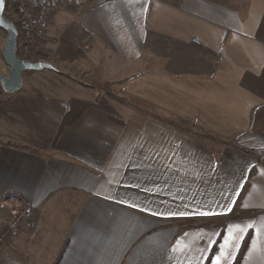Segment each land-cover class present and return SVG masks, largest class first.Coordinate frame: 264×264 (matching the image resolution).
<instances>
[{
	"label": "crops",
	"instance_id": "0c3cea01",
	"mask_svg": "<svg viewBox=\"0 0 264 264\" xmlns=\"http://www.w3.org/2000/svg\"><path fill=\"white\" fill-rule=\"evenodd\" d=\"M50 6L53 70L34 74L94 73L137 109L57 79L24 105L4 93L0 199L19 195L31 216L9 229L0 214V264H212L225 241L220 264H264V0Z\"/></svg>",
	"mask_w": 264,
	"mask_h": 264
},
{
	"label": "rangeland",
	"instance_id": "374dc122",
	"mask_svg": "<svg viewBox=\"0 0 264 264\" xmlns=\"http://www.w3.org/2000/svg\"><path fill=\"white\" fill-rule=\"evenodd\" d=\"M53 2V1H52ZM7 10L4 13V16L6 18H9V20H11L13 23H16L18 26V31L21 30V20L20 18L15 14L13 8L11 7V2L10 0H8V4H7ZM53 14L51 13V7L48 11L47 14V19H46V24H45V37L42 41L41 47L39 48V55L38 56H33L31 61H40L41 59H45L47 62H49V64H53V58H54V52L52 51L51 48H49L48 46H45L46 42H47V38L51 39V35L49 34V30H48V26H49V21H51V16ZM52 35L54 36V31H52ZM6 38L5 33L0 30V46H2V44L4 43ZM84 49V46L81 45L80 46V50ZM41 53V54H40ZM17 57L21 58V55L19 52H17ZM145 64V63H144ZM146 68H150V67H155L158 68L159 70H163L164 68L171 71H177V70H182L183 67H178V66H173V63L171 62V64H166L165 62H156V63H146L145 64ZM113 72V71H112ZM43 73V72H41ZM2 74V73H1ZM46 74H48L49 76H47ZM44 75L45 78H43L41 75H37L34 74V72H30L29 74H25L23 76V87L21 90H19V94L16 96L17 98V103L15 102V104H11L12 105H24L23 102L29 98V96L31 97L32 95L34 97H38V95L44 91V85L47 83L49 84V80H54L57 79L59 83L58 86H60L62 84L61 87L59 88H64V90L66 91V88H71L74 90V92H78L81 95H83V98L90 101V99H93L95 103H100L99 106L102 107L105 110H111L112 112H114V109H118V111H129L131 113H135L137 107H134L133 105H125L124 102H120L119 100L115 99V95L113 92L116 90V88L114 87L113 82H107V83H102V81L99 80V78H94V73L92 74V77H88L86 76V74H82L79 75L78 77H75L72 80H69V78H66L65 76H60L56 73L53 72H48ZM4 76H8V69H5V71L3 72ZM41 77V78H40ZM81 81L82 83H87V87L83 86L82 84H80ZM83 83V84H84ZM101 83V84H100ZM101 85V86H100ZM80 86V87H79ZM52 87V86H51ZM54 87V85H53ZM56 87V86H55ZM58 87L55 90V93L57 92V94H59L60 96L61 94V89H59ZM83 89V90H82ZM89 89V91L86 92V90ZM106 93H104V92ZM74 92L70 89H68L64 95H73ZM110 99L109 101L111 103H113L112 105H102L101 102H99V100L101 101L102 99ZM7 96L2 93L0 94V116H4L6 117V113H7V109H8V105H4L8 102ZM116 100V101H115ZM16 101V100H15ZM115 101V102H114ZM118 103L119 105H116L115 103ZM73 107V105H71ZM10 107V106H9ZM29 214H20L19 216L21 217V219L19 221L16 222V224L18 223H23L26 219H28L29 216H31V208L29 206ZM0 214L3 215V217H5L7 219L8 222H10V218H12L13 216H11L8 213L2 212L0 211ZM12 224L9 223V226H11ZM8 243L3 241L0 242V255L3 251H7L9 250Z\"/></svg>",
	"mask_w": 264,
	"mask_h": 264
},
{
	"label": "built area",
	"instance_id": "2783aa9c",
	"mask_svg": "<svg viewBox=\"0 0 264 264\" xmlns=\"http://www.w3.org/2000/svg\"><path fill=\"white\" fill-rule=\"evenodd\" d=\"M52 1L54 0H10L11 7L21 20V30L17 37V52L21 55L19 59L31 61L33 56L39 55L38 50L45 37V24ZM37 62L49 63L45 59ZM28 209L26 201L17 194L9 193L0 199V211L13 216L8 222L12 224L9 229H14V224L21 219L20 214H29Z\"/></svg>",
	"mask_w": 264,
	"mask_h": 264
},
{
	"label": "water",
	"instance_id": "95a60500",
	"mask_svg": "<svg viewBox=\"0 0 264 264\" xmlns=\"http://www.w3.org/2000/svg\"><path fill=\"white\" fill-rule=\"evenodd\" d=\"M4 9L5 0H0V30L6 35L2 58L8 67V76L0 75V87L3 93L13 94L23 86V73L53 70V66L45 62H32L17 57L18 30L11 20L4 17Z\"/></svg>",
	"mask_w": 264,
	"mask_h": 264
},
{
	"label": "trees",
	"instance_id": "16d2710c",
	"mask_svg": "<svg viewBox=\"0 0 264 264\" xmlns=\"http://www.w3.org/2000/svg\"><path fill=\"white\" fill-rule=\"evenodd\" d=\"M7 4H8V0H5V9H4V13L5 11L7 10ZM5 17V16H4ZM6 18V17H5ZM9 19V18H7ZM16 29H18V26L16 23H14ZM30 72H25L23 73V75L25 74H29ZM2 90H1V87H0V94H2ZM235 214V209H232V211L225 215L224 217H221V218H218V219H212V220H208L206 223H204L203 225H222L224 224L228 218H230L231 216H233ZM199 223L197 221H194V220H187V221H184L182 222L179 226L180 228H192V227H196L198 226ZM2 234V232H0Z\"/></svg>",
	"mask_w": 264,
	"mask_h": 264
},
{
	"label": "snow or ice",
	"instance_id": "6c2138e0",
	"mask_svg": "<svg viewBox=\"0 0 264 264\" xmlns=\"http://www.w3.org/2000/svg\"><path fill=\"white\" fill-rule=\"evenodd\" d=\"M227 211L230 212V211H232V209L228 208ZM212 214H214V213H208V212L197 213V215H201V216H207V215H212ZM248 227H251V225H248ZM227 243H228V241H225V246L227 245ZM225 246H222L220 256L215 257L212 261V264H220L221 257H223L225 254V252H224Z\"/></svg>",
	"mask_w": 264,
	"mask_h": 264
}]
</instances>
